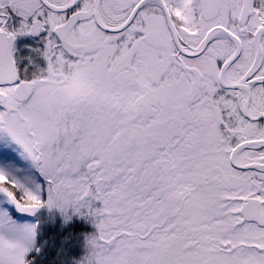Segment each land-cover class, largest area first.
<instances>
[{
  "label": "snow or ice",
  "instance_id": "snow-or-ice-1",
  "mask_svg": "<svg viewBox=\"0 0 264 264\" xmlns=\"http://www.w3.org/2000/svg\"><path fill=\"white\" fill-rule=\"evenodd\" d=\"M0 147V264H264V0H0Z\"/></svg>",
  "mask_w": 264,
  "mask_h": 264
},
{
  "label": "rangeland",
  "instance_id": "rangeland-1",
  "mask_svg": "<svg viewBox=\"0 0 264 264\" xmlns=\"http://www.w3.org/2000/svg\"><path fill=\"white\" fill-rule=\"evenodd\" d=\"M13 159H17V156H16V153L12 149L0 147V160L7 161V160H13Z\"/></svg>",
  "mask_w": 264,
  "mask_h": 264
},
{
  "label": "water",
  "instance_id": "water-1",
  "mask_svg": "<svg viewBox=\"0 0 264 264\" xmlns=\"http://www.w3.org/2000/svg\"><path fill=\"white\" fill-rule=\"evenodd\" d=\"M13 210V212H15V210L14 209H12ZM15 214H17L18 216H21V214L20 213H15Z\"/></svg>",
  "mask_w": 264,
  "mask_h": 264
}]
</instances>
